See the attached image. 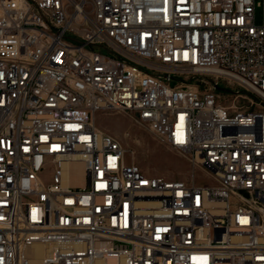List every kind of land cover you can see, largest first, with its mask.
Segmentation results:
<instances>
[{"label":"built area","instance_id":"built-area-1","mask_svg":"<svg viewBox=\"0 0 264 264\" xmlns=\"http://www.w3.org/2000/svg\"><path fill=\"white\" fill-rule=\"evenodd\" d=\"M0 264H264V0H0Z\"/></svg>","mask_w":264,"mask_h":264},{"label":"rangeland","instance_id":"rangeland-1","mask_svg":"<svg viewBox=\"0 0 264 264\" xmlns=\"http://www.w3.org/2000/svg\"><path fill=\"white\" fill-rule=\"evenodd\" d=\"M100 128L116 137L130 150L127 158L137 163L145 172L166 179L190 180L189 162L177 150L168 146L162 139L151 133L147 126L139 125L123 112L100 113L97 116ZM199 184L211 181L199 171L196 175Z\"/></svg>","mask_w":264,"mask_h":264},{"label":"bare ground","instance_id":"bare-ground-1","mask_svg":"<svg viewBox=\"0 0 264 264\" xmlns=\"http://www.w3.org/2000/svg\"><path fill=\"white\" fill-rule=\"evenodd\" d=\"M72 173H76L77 177L75 178L74 182H76V184L79 185H83L84 184V176H83V168L80 164H75L70 168V171L68 174H72ZM70 177H68V182H71V179H69ZM33 254H35L36 256H41L43 253V248L41 246H36L33 251Z\"/></svg>","mask_w":264,"mask_h":264}]
</instances>
